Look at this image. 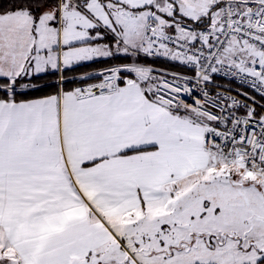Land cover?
Returning a JSON list of instances; mask_svg holds the SVG:
<instances>
[{"label":"snow or ice","instance_id":"snow-or-ice-1","mask_svg":"<svg viewBox=\"0 0 264 264\" xmlns=\"http://www.w3.org/2000/svg\"><path fill=\"white\" fill-rule=\"evenodd\" d=\"M0 264H264V0H0Z\"/></svg>","mask_w":264,"mask_h":264},{"label":"trees","instance_id":"trees-1","mask_svg":"<svg viewBox=\"0 0 264 264\" xmlns=\"http://www.w3.org/2000/svg\"><path fill=\"white\" fill-rule=\"evenodd\" d=\"M149 63H151V61H149ZM157 68H167L169 69L170 71H182V69L178 68V67H172L171 65L169 64H166V63H162V62H157L156 65H155ZM90 69H86V68H81L79 69L80 72H84V71H89ZM40 93H34V95H39Z\"/></svg>","mask_w":264,"mask_h":264},{"label":"built area","instance_id":"built-area-1","mask_svg":"<svg viewBox=\"0 0 264 264\" xmlns=\"http://www.w3.org/2000/svg\"><path fill=\"white\" fill-rule=\"evenodd\" d=\"M218 84H220L223 88H232L233 90L237 89L238 88V84L237 83H229L228 80L226 79H220L217 81ZM247 90V89H245ZM252 94V93H250ZM189 99V102H191V99ZM257 99L259 100V96H257Z\"/></svg>","mask_w":264,"mask_h":264}]
</instances>
